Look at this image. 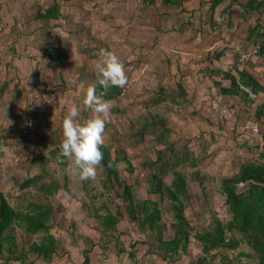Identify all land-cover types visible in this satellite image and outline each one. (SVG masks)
<instances>
[{
  "label": "rangeland",
  "instance_id": "1",
  "mask_svg": "<svg viewBox=\"0 0 264 264\" xmlns=\"http://www.w3.org/2000/svg\"><path fill=\"white\" fill-rule=\"evenodd\" d=\"M246 1L224 0L209 15L208 0H185L182 9L146 0H0V191L14 208L32 204L49 210L47 231L28 235L16 226L19 249L47 234L55 242L49 259L28 253L24 264H80L89 248L90 264H189L201 256L194 233L210 230L215 218L226 223L231 217L221 177L246 160L264 161V118L254 115L264 95L253 104L222 95L214 81L223 78L209 71L237 75V68H246L264 78L259 58L240 61L261 31L251 29L264 21V11H247ZM53 4L56 17L42 22L38 10ZM47 45L53 48L49 57L43 53ZM102 47L120 56L128 76L107 117L104 145L135 202H158L164 239L173 235V211L165 196L148 191L156 153L162 151L156 165L164 168L165 184L171 183L172 169L186 178L184 214L191 231L174 259L158 249L154 232L129 219L122 188L101 164L95 178L82 180L67 170L60 153L70 104L79 105L81 119L91 115L83 98L97 79L94 64ZM34 175L40 177L23 186ZM107 211L122 215L114 229L96 218ZM220 253L227 259L214 251L208 261L256 264L245 243Z\"/></svg>",
  "mask_w": 264,
  "mask_h": 264
},
{
  "label": "trees",
  "instance_id": "2",
  "mask_svg": "<svg viewBox=\"0 0 264 264\" xmlns=\"http://www.w3.org/2000/svg\"><path fill=\"white\" fill-rule=\"evenodd\" d=\"M148 3L157 4V6L171 7L182 9L185 0H146ZM210 4L209 15H212V9L219 5L224 0H208ZM241 2H236L239 5ZM57 5L53 4L46 9H39L37 16L42 21L47 23L57 14ZM244 8L247 11H264V0H247L244 3ZM259 32L258 39L253 38V42L257 46L253 56L260 59V66L264 70V21H259L255 24L252 32ZM248 52V51H247ZM44 56H51L53 48L50 45L44 49ZM60 57H55V60ZM235 66V65H234ZM235 68H237L235 66ZM210 74L223 79H215V85H219V92L222 95L229 97H237L244 103L253 104L256 98L264 95V78L258 79L252 72L246 68H237V75L230 69L222 70L219 68H211ZM219 80V81H217ZM228 83L221 84V81ZM4 86V85H3ZM100 86L98 85V91ZM182 93H183V89ZM3 88H0V93ZM122 93V88L118 86L111 87L106 93V98L115 99ZM254 115L259 120L264 118V101L257 103L254 109ZM264 138V129H263ZM252 151L253 148L246 143L243 145ZM257 147V144L254 148ZM103 151V160L101 165L108 171V174L114 177L115 182L122 188L120 196L127 202L126 210L129 219L136 222L139 228L144 229L146 226L154 232L157 241V247L160 249L164 257L174 259L178 250H185L186 244L189 242V234L191 227L185 217V199H188L189 193L186 185V178L181 171L172 169L173 178L170 185L165 184L163 179L164 168L158 166L159 161L163 159L161 152L156 153V164L154 169L148 175V191L151 194H157L160 197H166L170 201L171 210L173 211V221L170 226L173 230V235L169 239L162 237L163 225L160 221L161 211L157 201L144 199L140 202H135L131 193V186L120 181L118 172L114 168V160L109 155V148L104 144L101 145ZM264 155V153H261ZM176 161L169 166L173 167ZM131 169V166H130ZM40 175L28 177L23 183V186L35 181ZM245 187L243 188V186ZM220 189L225 195V204L231 217L223 223L220 219H214V225L210 230L197 231L193 237L201 245V256H197L195 260L189 264H211L208 261L211 252H217L222 258L227 259L226 255L221 254V250L237 249L241 243H245L255 255L256 264H264V161L257 159H249L240 164L237 171L230 175L221 177ZM44 190L50 193L49 187H44ZM121 213L116 214L107 211L104 215H96V218L101 221L105 228L114 229L116 223L121 217ZM49 210L42 208L39 205H28L26 209L14 208L8 203L5 195L0 191V258L3 259L1 264H9L11 261H18L24 264L28 258V253H34L38 258L41 256L44 259H49L55 251V242L51 235L44 236L40 242L32 241L26 250L18 248L17 238L15 235L16 226L21 227L28 235L35 234L38 231H47L49 227ZM240 234L235 237L234 233ZM89 249L83 251V260L80 264H90ZM214 253H212L213 256ZM240 255L251 257L248 252H240ZM132 257V253H129ZM229 261V260H228ZM248 264V263H247Z\"/></svg>",
  "mask_w": 264,
  "mask_h": 264
},
{
  "label": "clouds",
  "instance_id": "3",
  "mask_svg": "<svg viewBox=\"0 0 264 264\" xmlns=\"http://www.w3.org/2000/svg\"><path fill=\"white\" fill-rule=\"evenodd\" d=\"M253 49H257V46ZM253 49L245 53H250L248 60L254 53ZM94 71L97 79L86 86L83 98V104L90 110L91 115L81 119V109L73 102L61 124L63 140L59 146L60 153L67 158V170L82 180L95 178L97 166L103 160L101 145L104 144L107 117L115 104V100L106 98L105 93L113 86L123 88L128 81L123 60L107 47L99 49Z\"/></svg>",
  "mask_w": 264,
  "mask_h": 264
},
{
  "label": "built area",
  "instance_id": "4",
  "mask_svg": "<svg viewBox=\"0 0 264 264\" xmlns=\"http://www.w3.org/2000/svg\"><path fill=\"white\" fill-rule=\"evenodd\" d=\"M256 51V49H253V52H255ZM250 58V53H247V54H244V55H242L241 56V58H240V61L241 62H245L246 60H248ZM242 59V60H241Z\"/></svg>",
  "mask_w": 264,
  "mask_h": 264
}]
</instances>
